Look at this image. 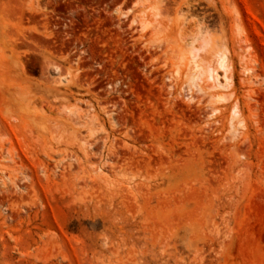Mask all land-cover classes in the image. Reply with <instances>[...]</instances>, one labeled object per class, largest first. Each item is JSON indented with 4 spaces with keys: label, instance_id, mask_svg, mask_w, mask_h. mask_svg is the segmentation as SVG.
Segmentation results:
<instances>
[{
    "label": "rangeland",
    "instance_id": "rangeland-1",
    "mask_svg": "<svg viewBox=\"0 0 264 264\" xmlns=\"http://www.w3.org/2000/svg\"><path fill=\"white\" fill-rule=\"evenodd\" d=\"M0 264H264V0H0Z\"/></svg>",
    "mask_w": 264,
    "mask_h": 264
},
{
    "label": "bare ground",
    "instance_id": "bare-ground-1",
    "mask_svg": "<svg viewBox=\"0 0 264 264\" xmlns=\"http://www.w3.org/2000/svg\"><path fill=\"white\" fill-rule=\"evenodd\" d=\"M122 16L124 14H121ZM198 47L197 46H192L190 48L187 49L188 55H187V62H191L194 63V57L196 56V52L198 51ZM220 71V73H219ZM229 63L227 62V58H226V53L225 51H218L215 54V59H214V65L210 66L208 65L205 68H202V70H199L197 68V64L195 65V68H192L191 74L189 76V78H187L181 86V90L184 91V89L186 90L190 85H192L199 77L201 74L205 75L206 79H209L211 81H213L214 85H220L221 87H225L227 86L230 81L231 78L229 76ZM251 72V68L249 67H245L243 69V73L244 74H249ZM176 73V71H175ZM222 78V81L219 78ZM187 87V88H185ZM214 98H216L217 101L223 99V96L221 95H217ZM213 113V112H212ZM211 113V114H212ZM238 110L236 108L235 105H233L231 107V112H230V117H229V124L230 127L233 128V126H235V124L233 125L232 120L237 117ZM236 119V118H235ZM241 121H237V124H239ZM235 131V128H233ZM97 167V166H96ZM95 167V169H96ZM98 169V168H97Z\"/></svg>",
    "mask_w": 264,
    "mask_h": 264
}]
</instances>
